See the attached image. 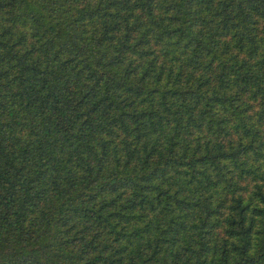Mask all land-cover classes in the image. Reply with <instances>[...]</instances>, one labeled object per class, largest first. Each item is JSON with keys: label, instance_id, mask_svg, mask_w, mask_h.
<instances>
[{"label": "trees", "instance_id": "16d2710c", "mask_svg": "<svg viewBox=\"0 0 264 264\" xmlns=\"http://www.w3.org/2000/svg\"><path fill=\"white\" fill-rule=\"evenodd\" d=\"M0 264H264V0H0Z\"/></svg>", "mask_w": 264, "mask_h": 264}]
</instances>
